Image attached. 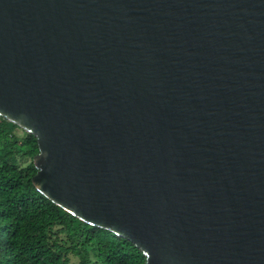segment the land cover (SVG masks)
Instances as JSON below:
<instances>
[{"label": "water", "instance_id": "95a60500", "mask_svg": "<svg viewBox=\"0 0 264 264\" xmlns=\"http://www.w3.org/2000/svg\"><path fill=\"white\" fill-rule=\"evenodd\" d=\"M0 116L145 264H264V0H0Z\"/></svg>", "mask_w": 264, "mask_h": 264}, {"label": "trees", "instance_id": "16d2710c", "mask_svg": "<svg viewBox=\"0 0 264 264\" xmlns=\"http://www.w3.org/2000/svg\"><path fill=\"white\" fill-rule=\"evenodd\" d=\"M37 153L35 137L0 116V264H145L133 243L80 220L34 187Z\"/></svg>", "mask_w": 264, "mask_h": 264}, {"label": "rangeland", "instance_id": "374dc122", "mask_svg": "<svg viewBox=\"0 0 264 264\" xmlns=\"http://www.w3.org/2000/svg\"><path fill=\"white\" fill-rule=\"evenodd\" d=\"M28 161L27 160H24L23 162H22V164H26ZM76 261V259L75 258H72V263H74Z\"/></svg>", "mask_w": 264, "mask_h": 264}]
</instances>
